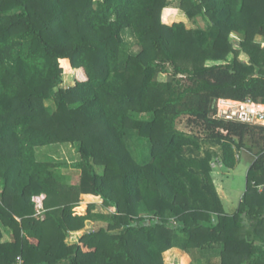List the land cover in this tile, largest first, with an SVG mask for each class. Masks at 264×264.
Instances as JSON below:
<instances>
[{"label":"trees","instance_id":"1","mask_svg":"<svg viewBox=\"0 0 264 264\" xmlns=\"http://www.w3.org/2000/svg\"><path fill=\"white\" fill-rule=\"evenodd\" d=\"M172 1L205 28L164 21ZM263 38L264 0H0V264H165L172 248L264 264V125L214 116L219 99L264 104ZM64 143L79 175L38 156ZM244 149L226 213L212 161ZM87 196L109 211L75 210Z\"/></svg>","mask_w":264,"mask_h":264},{"label":"rangeland","instance_id":"2","mask_svg":"<svg viewBox=\"0 0 264 264\" xmlns=\"http://www.w3.org/2000/svg\"><path fill=\"white\" fill-rule=\"evenodd\" d=\"M172 18L176 21L184 22L185 26L189 29H196L198 26L205 28L204 21L200 18H198V21H194L187 17V15L179 9L178 1L170 2L169 5L163 10L162 19L164 21H168ZM130 41L132 42L131 38ZM134 49L136 48L134 47L133 50ZM241 58L244 59L243 57ZM158 79L160 81H166L167 77L165 74H159ZM74 84L75 72L73 70L66 72L64 75L63 83L60 85V87L68 88L70 86H73ZM56 90L57 89H55V91ZM47 104H49V101H47ZM177 128L185 131L192 130L193 132H196L198 134H203L202 130L199 127L188 124L187 116H182L177 120ZM253 134L254 140L252 139L253 141H249V145L252 149V152L256 154L261 148V137L263 135H261L258 130H255ZM242 154L243 155L240 159H238L236 166L230 170L226 168L221 169L220 160L215 159L214 161H212V167L215 170L212 173L213 181L215 186L224 193L222 195V203L226 213H231V211H234V209L237 208L240 198L246 188V172L249 168V161L250 159L253 160L255 158L251 154H249V151H245V149L242 150ZM38 156L42 159L50 158L54 162H65L68 164V166L80 159V154L77 152V148L68 143L49 145L38 148ZM63 172L67 176H75L80 174V171H77L70 166L67 168H63ZM41 196L44 197V195ZM41 196L39 198H35L38 204L41 203ZM85 198L86 201H83L82 207H80L81 209H79V205H77L75 206V210H84L86 209L89 201L97 200L94 196H87ZM96 210L100 212L109 211L104 208L99 202L97 203ZM98 225H100V222L96 223L95 221H88L84 230L95 228ZM84 230L76 234L75 237L79 236V234H81V232H83ZM208 254L213 257V253L211 251ZM163 260L165 264H204L203 258L198 257L197 252L189 253L185 251L182 252L181 250H170L168 251V253H164ZM214 262H216V260Z\"/></svg>","mask_w":264,"mask_h":264},{"label":"built area","instance_id":"3","mask_svg":"<svg viewBox=\"0 0 264 264\" xmlns=\"http://www.w3.org/2000/svg\"><path fill=\"white\" fill-rule=\"evenodd\" d=\"M262 43H264V38L262 39ZM214 116L224 120H235L248 124L264 125V104L253 102L250 98H246L242 101L219 99L216 103V112ZM38 207L39 209L42 207V200L40 204L37 203V208ZM12 264H23L21 257L17 256Z\"/></svg>","mask_w":264,"mask_h":264},{"label":"crops","instance_id":"4","mask_svg":"<svg viewBox=\"0 0 264 264\" xmlns=\"http://www.w3.org/2000/svg\"><path fill=\"white\" fill-rule=\"evenodd\" d=\"M243 154H242V151L238 154V159H240L241 158V156H242ZM252 155V154H251ZM253 156V155H252ZM253 160H251L250 159V161H249V166H250V164H251V162H252ZM221 169H223V167L221 166ZM230 170V169H229ZM215 170L213 169V172H214ZM217 188V187H216ZM217 191H218V194H219V196H220V198H221V200H222V195L224 194L221 190H219L218 188H217ZM220 192H221V194H220ZM236 210V208L234 209V211ZM233 211H231V213H232ZM2 230H3V241H11L13 238H12V232H11V230L10 229H8V228H2ZM170 250H176V251H178V250H181L182 252L184 251V250H182V249H179V248H172V249H170ZM169 250V251H170ZM186 252V251H185ZM209 252H206L203 256H202V258H203V262H204V264H210V263H219V260H220V258H219V256H217V255H213L212 254V256L214 257H211L210 256V254H208ZM207 256V257H206ZM206 257V258H205ZM216 260V262H214ZM217 260H218V262H217Z\"/></svg>","mask_w":264,"mask_h":264}]
</instances>
